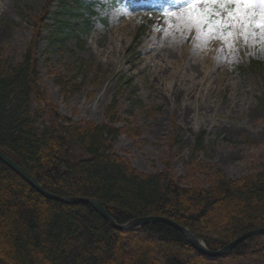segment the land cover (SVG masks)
<instances>
[{"label":"rangeland","instance_id":"1","mask_svg":"<svg viewBox=\"0 0 264 264\" xmlns=\"http://www.w3.org/2000/svg\"><path fill=\"white\" fill-rule=\"evenodd\" d=\"M186 2L126 0L127 8L98 25L95 8L107 11L106 0H0V65L14 66L32 50L50 104L74 123H105L111 107L122 130L113 151L137 172L169 166L186 177L194 135L204 131L194 162L238 179L250 163L264 165V37L237 33L230 48L219 33L197 39L184 20L160 21ZM44 14L47 28L36 37L33 18ZM179 23L185 39L174 33ZM161 32L174 55L162 54L156 66L150 38Z\"/></svg>","mask_w":264,"mask_h":264},{"label":"trees","instance_id":"2","mask_svg":"<svg viewBox=\"0 0 264 264\" xmlns=\"http://www.w3.org/2000/svg\"><path fill=\"white\" fill-rule=\"evenodd\" d=\"M67 1L77 6L78 0ZM45 14L33 18L36 33L47 28ZM110 111L106 108L102 124L74 123L59 115L40 85L32 50L24 51L14 66L0 65V151L48 193L95 199L119 225L147 217L168 219L213 252L264 228L263 164L250 163L251 171L233 180L216 165L195 163L205 136L201 131L194 135L186 177H176L169 166L149 174L137 172L113 151L122 130L113 126ZM249 260L264 263V235L239 243L228 256L208 259L184 234L164 223L117 231L88 205L48 200L0 162V264Z\"/></svg>","mask_w":264,"mask_h":264},{"label":"snow or ice","instance_id":"3","mask_svg":"<svg viewBox=\"0 0 264 264\" xmlns=\"http://www.w3.org/2000/svg\"><path fill=\"white\" fill-rule=\"evenodd\" d=\"M165 15L186 21L195 28L197 39L219 33L230 48L237 33L247 39L258 30L264 37V0H187L179 12Z\"/></svg>","mask_w":264,"mask_h":264},{"label":"water","instance_id":"4","mask_svg":"<svg viewBox=\"0 0 264 264\" xmlns=\"http://www.w3.org/2000/svg\"><path fill=\"white\" fill-rule=\"evenodd\" d=\"M0 162L8 167L11 171H13L16 175H18L21 179H23L27 184H29L35 191H37L40 195L44 198L56 202H60L67 205H77V204H85L88 205L93 209L95 213H97L104 221H106L109 226L117 231H132L137 227L151 225L155 223H164L173 229L179 231L180 233L184 234L191 247L201 256L207 258H218L223 257L230 253L239 243L254 237V236H261L264 235V228L263 229H256L250 232H247L234 241H232L229 245L219 251H209L206 246L197 238L195 235L190 233L187 229L177 225L176 223L165 219V218H157V217H149V218H141L132 220L124 225L117 224L109 214L104 210L102 205L99 201L94 199H87V198H71V197H58L53 194L48 193L45 191L42 186L29 174H27L19 165L13 162L9 157H7L4 153L0 151Z\"/></svg>","mask_w":264,"mask_h":264},{"label":"bare ground","instance_id":"5","mask_svg":"<svg viewBox=\"0 0 264 264\" xmlns=\"http://www.w3.org/2000/svg\"><path fill=\"white\" fill-rule=\"evenodd\" d=\"M170 19H176L177 20V18H175V17H173V16H166L164 19H162V20H160L161 22H164L165 20H170ZM186 21H184L183 23H185ZM164 24V23H163ZM180 24V26H179V29H176V30H174V33H176V34H178V36L179 37H181V38H186L185 37V35H184V26L181 24V23H179ZM162 28H164V26L162 27ZM165 30V29H164ZM166 36H165V34H163L162 32H161V34H158V35H153L151 38H150V42H152V46L150 47V51H152L153 52V54H154V59L156 60V62L157 63H155L154 62V64L156 65V66H158V63H162V62H164V60H162V54H164V53H172L171 54V56H173L174 55V52H173V50H172V48H170V47H168V45H166L167 43H168V40H166ZM234 46L236 47L237 45H236V43H234ZM181 56H183L184 55V53L183 54H180ZM203 57L204 56H201V58H200V61H202L201 59H203ZM196 65V64H195ZM195 69V68H194ZM197 75H198V77H199V75H200V73L199 72H197ZM191 79V78H190ZM173 80H174V86H176L177 85V81L175 80V77L173 78ZM200 87V86H199ZM195 88L198 90V87H196L195 86ZM88 199V198H87ZM95 200V199H94ZM147 218H149V217H147ZM157 218H162V217H157ZM152 225V224H151ZM198 238V237H197ZM200 240V239H199ZM201 241V240H200ZM202 242V241H201ZM203 243V242H202ZM204 244V243H203ZM230 244V243H229ZM228 244V245H229ZM227 246V245H226ZM225 246V247H226ZM225 247H223V248H225ZM222 248V249H223ZM221 250V249H220ZM234 250V249H233ZM232 250V251H233ZM219 251V250H218ZM231 251V252H232ZM230 252V253H231ZM230 253H228L227 255H224V256H228Z\"/></svg>","mask_w":264,"mask_h":264},{"label":"clouds","instance_id":"6","mask_svg":"<svg viewBox=\"0 0 264 264\" xmlns=\"http://www.w3.org/2000/svg\"><path fill=\"white\" fill-rule=\"evenodd\" d=\"M107 2V11L102 10L100 7H96L95 11L97 16L93 17V20L99 25L102 24L104 20L111 21L112 14L117 11L119 8H127L126 0H106ZM208 51V50H205ZM213 59L215 55L213 54Z\"/></svg>","mask_w":264,"mask_h":264}]
</instances>
